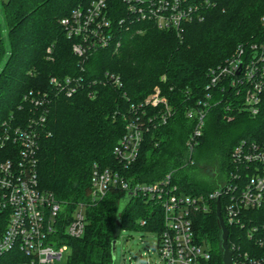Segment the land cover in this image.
I'll use <instances>...</instances> for the list:
<instances>
[{
    "label": "trees",
    "instance_id": "obj_1",
    "mask_svg": "<svg viewBox=\"0 0 264 264\" xmlns=\"http://www.w3.org/2000/svg\"><path fill=\"white\" fill-rule=\"evenodd\" d=\"M91 1L0 0V130L9 117L16 124L30 117L32 106L24 99L30 90L48 91L45 133L37 152L39 183L65 204L67 214L86 204L85 232L65 238L70 252L57 264H113L111 243L120 239L123 229L155 230L159 235L164 227L160 205L141 193L130 196L112 186L104 198L92 200L95 163L119 170L131 185L152 184L171 173L184 192L207 195L220 187L240 140H264V95L253 115L242 109L243 98L228 87L206 89L211 67L240 45L248 48L264 41V0H217L202 10V18L183 23L179 32L141 19L129 29L121 27L123 17L130 23L125 1L106 0L114 39L83 58L72 48L78 38L67 35L61 19ZM106 72L118 75L121 85L106 78ZM52 76L76 77L82 83L72 95L56 93ZM155 86L172 106V115L165 123L148 124L136 160L125 167L113 149L126 131V118L142 110L147 115L159 112L161 107L142 104ZM209 91L214 97L194 151L208 152L207 163L213 168L198 171L194 151L190 154L186 144L195 124L187 110ZM192 222L199 241L211 249L212 264H222L216 202L208 211L194 212ZM227 228L230 245L235 243L241 251L259 249L244 228ZM0 264L11 261L0 256Z\"/></svg>",
    "mask_w": 264,
    "mask_h": 264
},
{
    "label": "built area",
    "instance_id": "obj_2",
    "mask_svg": "<svg viewBox=\"0 0 264 264\" xmlns=\"http://www.w3.org/2000/svg\"><path fill=\"white\" fill-rule=\"evenodd\" d=\"M129 19L121 18L120 26L130 28L134 20L151 21L160 29H175L183 23L202 18V10L217 0H124ZM264 26V13L261 17ZM69 37L78 38L72 48L76 55L86 58L96 49L110 45L113 37L112 20L106 0H92L75 8L69 17L61 19ZM141 31V30H137ZM117 42V46L119 45ZM116 85L118 75L105 73ZM206 89L221 91L228 87L242 97V109L256 115L264 95V41L240 45L224 62L208 71ZM164 79V77H162ZM56 93L72 95L81 79L50 78ZM159 88L142 104L161 107L147 115L145 110L126 118V131L113 152L125 167L133 163L140 151L144 132L149 123H165L173 108ZM92 96V93L90 94ZM48 91L30 90L24 99L32 106L31 115L23 124L13 117L2 122L0 130V256L11 264H57L70 252L66 237L77 238L86 228L85 203L69 214L63 202L43 189L37 173V152L47 121ZM214 94L198 99L187 110L194 119V128L186 142L190 154L203 135L205 119ZM141 104V105H142ZM140 105V106H141ZM143 105V106H144ZM142 106V107H143ZM155 123V124H156ZM231 168L219 188L205 194L184 192L168 173L152 184H134L114 168L95 163L90 179V196L99 201L112 186L121 187L133 195L141 193L157 202L162 210L163 229L156 246L161 264H212L209 245L202 243L195 233L192 214L208 211L210 203L220 200L225 225H238L255 240L259 249L241 251L230 245L236 264H264V140L242 139L231 151ZM223 198V204L221 199ZM142 223H145L143 220ZM237 251V255L236 254Z\"/></svg>",
    "mask_w": 264,
    "mask_h": 264
},
{
    "label": "rangeland",
    "instance_id": "obj_3",
    "mask_svg": "<svg viewBox=\"0 0 264 264\" xmlns=\"http://www.w3.org/2000/svg\"><path fill=\"white\" fill-rule=\"evenodd\" d=\"M1 6L2 3L0 2V7ZM158 88L159 86H155L147 97H150ZM193 153V161L196 163V170L202 171L208 168V171H212V164L207 163L209 159L208 152L196 148ZM224 179L225 176L221 180ZM63 205L65 206L64 203ZM158 237V232L155 230L123 229L119 239L120 242L116 245L114 264H161L156 250ZM66 258L67 253L64 254L61 262H65Z\"/></svg>",
    "mask_w": 264,
    "mask_h": 264
},
{
    "label": "water",
    "instance_id": "obj_4",
    "mask_svg": "<svg viewBox=\"0 0 264 264\" xmlns=\"http://www.w3.org/2000/svg\"><path fill=\"white\" fill-rule=\"evenodd\" d=\"M128 195L132 196V192H128ZM217 218L219 221V225L221 228V247H222V264H236L234 262L233 258V251L229 246L228 243V237H229V230L225 225L224 219L221 214V208H220V200L217 201ZM120 242L119 239L113 240L111 243V254L113 258V264H114V258H115V250H116V245Z\"/></svg>",
    "mask_w": 264,
    "mask_h": 264
}]
</instances>
